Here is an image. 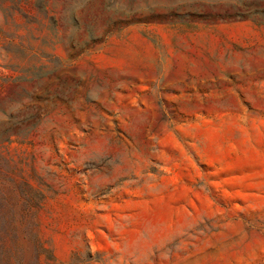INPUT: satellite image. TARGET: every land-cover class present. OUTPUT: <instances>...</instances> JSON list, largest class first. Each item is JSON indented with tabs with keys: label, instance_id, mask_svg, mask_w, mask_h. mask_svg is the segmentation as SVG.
Returning <instances> with one entry per match:
<instances>
[{
	"label": "rangeland",
	"instance_id": "obj_1",
	"mask_svg": "<svg viewBox=\"0 0 264 264\" xmlns=\"http://www.w3.org/2000/svg\"><path fill=\"white\" fill-rule=\"evenodd\" d=\"M0 264H264V0H0Z\"/></svg>",
	"mask_w": 264,
	"mask_h": 264
}]
</instances>
